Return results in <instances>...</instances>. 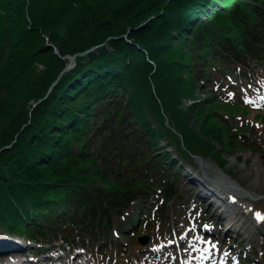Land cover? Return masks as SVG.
I'll return each instance as SVG.
<instances>
[{
	"label": "trees",
	"instance_id": "16d2710c",
	"mask_svg": "<svg viewBox=\"0 0 264 264\" xmlns=\"http://www.w3.org/2000/svg\"><path fill=\"white\" fill-rule=\"evenodd\" d=\"M75 1L0 0L22 33L0 53V225L30 240H107L133 201L179 196L167 161L225 166L245 140L206 87L264 61V0ZM57 24L60 55L96 47L53 83L68 59L36 41Z\"/></svg>",
	"mask_w": 264,
	"mask_h": 264
},
{
	"label": "rangeland",
	"instance_id": "374dc122",
	"mask_svg": "<svg viewBox=\"0 0 264 264\" xmlns=\"http://www.w3.org/2000/svg\"><path fill=\"white\" fill-rule=\"evenodd\" d=\"M82 1L76 0L71 5L69 9L71 14L72 11L79 13L77 8L80 3L87 0ZM0 15H2L0 17V53H3L7 48L6 45L13 40H19V36L20 39L22 38V33L19 28L21 22L14 19L16 17L13 13L8 9L2 10L0 7ZM63 30L64 27L60 24L48 25L40 31V38L36 41V45L43 48V52L50 49L61 59L67 58V55L72 54L60 55L56 44L49 36L53 33L61 36ZM93 47L96 46L84 52L73 53H81L75 56V64L77 56L92 50ZM3 56L5 57V54ZM43 61V55L36 58L33 62V70L37 73L41 72ZM62 70L57 74L53 83L64 72ZM237 72L238 74L246 72L251 75L247 79L241 80L238 76L237 80H234L227 74L214 71L215 76L206 87L211 91L212 96H215L212 100L219 103L221 112H224V108L234 112V115L228 118L232 122L231 125H235L237 132L235 137L237 140H245L242 148L226 156L225 166H218L215 160L198 154H191L192 160L188 157L184 161L175 158L178 164L174 161H167L165 169L173 175V181L179 188V196L172 202H168L161 212H155L153 197L133 201L121 212L119 223L111 231L107 240L99 239L98 243H94L91 236H85L83 239L75 238L65 243L51 236V242H47L46 238L31 242L23 233L7 234L0 225V244L6 245L7 242L8 244L12 242L20 244V246H14L20 249L11 248L16 249L15 256L18 255V261L25 262L26 260L27 264H31L28 262L63 264L66 260L77 259L83 264H182L183 258L195 257L196 254L192 251L196 247L197 253L202 252L200 241H204V245L212 247L218 256L212 264H221L225 260L229 264H264V184L257 187L256 176L249 171L258 157L264 165V61L247 69H239ZM50 87L51 85L42 97L35 100L29 99V111L46 96ZM198 94L202 98L207 96L203 91H199ZM190 120L195 123L194 119ZM165 122H168L166 117ZM160 142L156 146H161ZM248 144L251 147H248ZM170 151L174 152L173 149ZM222 157L225 156L222 155ZM204 164L214 172L217 171L216 174L227 181V183L221 182V185L237 190L231 191L235 194L232 197L236 202L250 209L249 213L241 215L242 213L239 212L236 214L237 210L230 206L229 209L235 212L233 217L236 216L238 221L235 226H230L233 230L230 229L226 233L224 231L228 226L227 219L219 218L218 209L209 207L208 199L201 197L200 194L207 192L210 195L214 194L213 197L219 200L224 198L214 190V187L211 188L202 181ZM137 173L138 170L135 174ZM159 175L158 173L157 176ZM213 183L217 186L216 182ZM139 202L140 205H138ZM230 210L226 212L227 217L231 215ZM135 213L139 214V219L137 217L133 222L131 217ZM142 233L150 235L146 244L138 241V236ZM49 256L52 259H49Z\"/></svg>",
	"mask_w": 264,
	"mask_h": 264
},
{
	"label": "bare ground",
	"instance_id": "6f19581e",
	"mask_svg": "<svg viewBox=\"0 0 264 264\" xmlns=\"http://www.w3.org/2000/svg\"><path fill=\"white\" fill-rule=\"evenodd\" d=\"M204 168V174L202 176V181L204 183H206L209 187L213 188L217 193H220L223 197H225L228 201V206H232L234 209H236L237 211H239L240 213L244 214V213H249L250 209L248 206L243 205L241 203H238L235 201V199L232 197V195H235L233 192H231L233 189V191H237L235 188H226L223 185H221V182L227 183L226 180L220 178L216 173L217 171H213L209 166H203ZM249 171H251L252 173L255 174L256 176V185L261 186L262 184H264V165L263 163L260 161L259 157L256 158L252 164V166L250 167ZM213 182L217 183V186L214 185ZM230 187H232L229 184ZM238 193V192H237ZM240 195V193H238ZM209 207H213L214 209H218L213 203H209L208 205ZM220 218L222 219V217L220 216ZM264 221V218H263ZM228 229H232L231 227L236 225L235 219H230V221H228ZM262 223V221H260ZM231 226V227H230ZM229 229V230H230ZM205 242L204 241H200V247L202 248V252L197 253V247L196 249H194L192 251V253H195V257H185L182 259V264H212L213 260H215V258H217V254L216 251L212 250V247L208 246V245H204ZM2 247L0 249V264H16V262L19 260L18 255L15 256V254H17V252L13 249H11V247L15 246V242L6 243V245H1ZM17 246H20V244H18ZM20 249V247L18 248ZM23 248H21L22 250ZM200 249V248H198ZM20 251V250H18ZM7 252V254L5 255V253ZM8 255H12L11 258H9L8 260H6L5 256L8 257ZM14 255V256H13ZM49 259H52L51 256H49ZM36 264V263H35ZM63 264H83L80 260H69V261H65L63 262ZM228 264V262H227Z\"/></svg>",
	"mask_w": 264,
	"mask_h": 264
},
{
	"label": "water",
	"instance_id": "95a60500",
	"mask_svg": "<svg viewBox=\"0 0 264 264\" xmlns=\"http://www.w3.org/2000/svg\"><path fill=\"white\" fill-rule=\"evenodd\" d=\"M94 48V47H93ZM92 49V48H91ZM77 54H81V53H76V54H72V55H67L66 57L68 58V63L64 66L62 71H66L70 68H72L75 65V56ZM61 71V72H62ZM60 77V76H59ZM7 147H10V145H5L3 146L0 150L5 149ZM150 239V235L148 233L142 234L138 236V240L141 244H146Z\"/></svg>",
	"mask_w": 264,
	"mask_h": 264
}]
</instances>
